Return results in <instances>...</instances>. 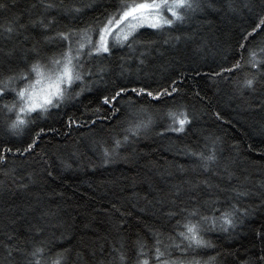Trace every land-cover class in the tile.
<instances>
[{
    "label": "trees",
    "instance_id": "1",
    "mask_svg": "<svg viewBox=\"0 0 264 264\" xmlns=\"http://www.w3.org/2000/svg\"><path fill=\"white\" fill-rule=\"evenodd\" d=\"M155 1L0 0V264H264V0Z\"/></svg>",
    "mask_w": 264,
    "mask_h": 264
},
{
    "label": "rangeland",
    "instance_id": "2",
    "mask_svg": "<svg viewBox=\"0 0 264 264\" xmlns=\"http://www.w3.org/2000/svg\"><path fill=\"white\" fill-rule=\"evenodd\" d=\"M181 1V2H180ZM174 0L155 1L136 5L122 13L112 21L101 33V37L94 44V49L100 51L106 49L112 41L120 44L126 41L129 36L137 31V28L146 26H158L163 21H169L176 15L179 6L183 1ZM69 58L63 60L52 74H40V78L35 85H31L25 90L24 99L27 109H44L58 101L61 96H65L66 87L73 79V69L69 65ZM74 61V60H73ZM78 62V61H77ZM74 65V62H73ZM22 95V96H23ZM181 264V263H174Z\"/></svg>",
    "mask_w": 264,
    "mask_h": 264
}]
</instances>
